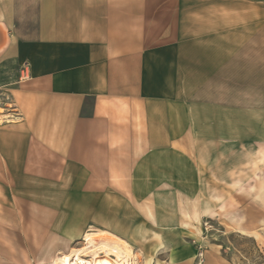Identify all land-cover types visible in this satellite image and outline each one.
<instances>
[{"label":"crops","instance_id":"0c3cea01","mask_svg":"<svg viewBox=\"0 0 264 264\" xmlns=\"http://www.w3.org/2000/svg\"><path fill=\"white\" fill-rule=\"evenodd\" d=\"M0 109V264L87 227L193 264V220L264 212V0H0Z\"/></svg>","mask_w":264,"mask_h":264},{"label":"rangeland","instance_id":"374dc122","mask_svg":"<svg viewBox=\"0 0 264 264\" xmlns=\"http://www.w3.org/2000/svg\"><path fill=\"white\" fill-rule=\"evenodd\" d=\"M5 67L3 68L4 79L11 78L16 73L17 67L12 61H5ZM0 111H2L0 109ZM241 213L245 216L244 224L247 226V230H243L246 233L239 232L230 222L229 215L231 213ZM66 214L71 212L66 211ZM264 216L263 210L259 209L257 205L248 200L247 195H238L232 197L227 204L219 211V214L214 219H205L200 221L193 220L190 230L191 233H183L187 241L191 244L192 252L194 255L193 264H209L212 256L216 253L217 257H222V251L227 254H231L233 263L231 264H251L252 260L245 251L247 247L243 237H252L256 240L259 247L264 251V224L259 222V218ZM183 228H176L177 231ZM87 232H100L99 228L87 227ZM104 232V231H103ZM85 234L79 239L66 242L59 241V237H49L46 244V252H43L41 258L31 261L28 257L25 259L26 264H43L42 262L49 261L57 254L70 253L71 250L81 248L85 244ZM109 235V233H107ZM118 239H121L115 235H112ZM183 236V235H182ZM243 236V237H242ZM122 240V239H121ZM124 241V240H123ZM130 247V262L129 264H144L145 261H153L154 264H160L164 262V259L156 255L154 260H145L144 255L135 246V244H129ZM136 247V248H135ZM70 250V251H69ZM97 259H108L107 264H117L114 255H106L100 253ZM85 259L94 262L92 256L84 257ZM115 261V262H114ZM148 262V263H149ZM23 260H16V264H23ZM98 264V261L96 262ZM93 263V264H96ZM151 264V263H150Z\"/></svg>","mask_w":264,"mask_h":264},{"label":"bare ground","instance_id":"6f19581e","mask_svg":"<svg viewBox=\"0 0 264 264\" xmlns=\"http://www.w3.org/2000/svg\"><path fill=\"white\" fill-rule=\"evenodd\" d=\"M85 244L81 248L71 250L70 253L59 254L48 264H107L108 259H97L100 253L114 255L117 264H129L130 247L127 242L107 234V232H87L85 234ZM92 256L91 261L84 257ZM114 261V262H115ZM97 264V263H96Z\"/></svg>","mask_w":264,"mask_h":264},{"label":"trees","instance_id":"16d2710c","mask_svg":"<svg viewBox=\"0 0 264 264\" xmlns=\"http://www.w3.org/2000/svg\"><path fill=\"white\" fill-rule=\"evenodd\" d=\"M243 237V236H242ZM244 242H246L247 247L245 251L250 256L251 264H264V251L259 247L256 240L252 237H243ZM222 256L233 263V258L231 254H227L224 250L222 251Z\"/></svg>","mask_w":264,"mask_h":264}]
</instances>
